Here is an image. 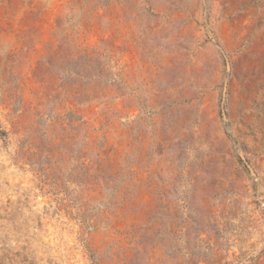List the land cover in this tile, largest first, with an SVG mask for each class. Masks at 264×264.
I'll return each mask as SVG.
<instances>
[{"label": "rangeland", "instance_id": "rangeland-1", "mask_svg": "<svg viewBox=\"0 0 264 264\" xmlns=\"http://www.w3.org/2000/svg\"><path fill=\"white\" fill-rule=\"evenodd\" d=\"M0 264H264V0H0Z\"/></svg>", "mask_w": 264, "mask_h": 264}]
</instances>
